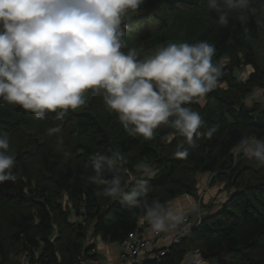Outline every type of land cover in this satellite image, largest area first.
<instances>
[{"label": "trees", "instance_id": "obj_1", "mask_svg": "<svg viewBox=\"0 0 264 264\" xmlns=\"http://www.w3.org/2000/svg\"><path fill=\"white\" fill-rule=\"evenodd\" d=\"M250 7L257 11L246 13L245 27L235 11L227 26L219 25L206 0H145L139 10L123 17V51L134 49L141 59L170 43L206 40L216 48L213 62L223 72L219 85L203 105L188 106L200 113L201 132L213 125L218 131L197 139L198 146L186 159L175 156L180 145L187 147L183 136L167 125L157 128L151 139L129 134L118 114L92 90L85 92V104L63 119H56L55 113L38 119L0 101V132L9 137L18 172L17 180L0 184V264H20L13 257L23 251L32 260L34 250L45 264H76L81 253L96 257L88 254V231L109 243L126 239L138 227L143 210L133 214L122 199L103 196L102 186L91 182L95 172L90 156L113 152L125 158L121 171L126 190L148 180L149 202L158 200L164 206L177 196L196 197L202 173L224 178L229 189L224 205L207 212L162 255L140 264H180L191 250H198L208 264H264V164L235 159L232 153L244 137L264 139V109L245 101L255 88L264 93V0H252ZM245 66L251 72L241 80L234 72ZM56 126L61 132L49 136L48 129ZM141 162L148 165L147 172L138 170ZM73 215L83 216V223L73 221Z\"/></svg>", "mask_w": 264, "mask_h": 264}, {"label": "clouds", "instance_id": "obj_2", "mask_svg": "<svg viewBox=\"0 0 264 264\" xmlns=\"http://www.w3.org/2000/svg\"><path fill=\"white\" fill-rule=\"evenodd\" d=\"M145 0H0V101L18 105L38 119L55 113L63 119L69 110L85 104V92L101 95L118 114L125 131L145 139L161 125L183 136L175 156L186 159L201 136L211 138L213 125L201 132L204 121L193 103L203 105L223 75L213 62L216 48L208 41L170 43L155 54L138 57L127 48L123 17L137 11ZM227 26L238 12L242 27L248 23L252 0H206ZM61 127H51L48 135ZM249 158L264 164V139L244 137L239 142ZM119 152L90 156L95 172L91 182L101 194L122 199L130 212L140 209L154 231H164L176 220L160 201H148L150 186L141 180L126 190ZM138 170L147 172L141 162ZM18 179L16 155L7 133L0 132V184Z\"/></svg>", "mask_w": 264, "mask_h": 264}, {"label": "rangeland", "instance_id": "obj_3", "mask_svg": "<svg viewBox=\"0 0 264 264\" xmlns=\"http://www.w3.org/2000/svg\"><path fill=\"white\" fill-rule=\"evenodd\" d=\"M251 72V67L245 66L242 67L239 70H235L234 74L241 80H245L247 75ZM246 103L250 106L257 105L260 108L264 109V93L262 89L255 88L252 95H249L246 98ZM252 139V138H250ZM234 158L237 159L238 156L245 157L249 160H252V158H249L246 156L243 152V149L238 146L233 150ZM151 174V173H150ZM226 180L224 178H215L214 173H208V175L204 176V173L199 174L197 176V195L196 197H191L188 195H182L177 197H185L191 199L193 203V209L190 211L184 213L183 215L176 217V220L172 222V226H170L173 231L171 232V242L174 238L176 226L175 223L182 221L186 217H194L198 212L203 214V216L209 212L210 210H217L220 208V206L224 205L227 202L229 189L226 190ZM231 193V192H230ZM175 197V198H177ZM191 197V198H190ZM174 198V199H175ZM173 200V199H172ZM67 201L66 197H64L61 202L62 204H65ZM171 202V200L169 201ZM167 202L166 205L169 203ZM165 206V205H164ZM73 221H76L74 218H71ZM182 224V223H181ZM140 225V224H139ZM159 232V231H158ZM160 234V232H159ZM145 236V235H144ZM153 236L152 234L150 235ZM94 238H100L98 236H92L90 231L87 232V237H85V243L88 241L89 243L94 242ZM146 239H149L145 236ZM160 238V237H159ZM157 238V239H159ZM156 241V240H155ZM155 241H153L155 243ZM198 250H191L189 253H195L199 256L198 264H200L202 261L205 262L204 264H208L206 261L202 260L200 255L197 253ZM21 253V252H20ZM20 253L17 255L19 256ZM186 254V255H187ZM185 255V256H186ZM184 256V257H185ZM99 259V258H98ZM182 262V261H181ZM181 264V263H180Z\"/></svg>", "mask_w": 264, "mask_h": 264}, {"label": "built area", "instance_id": "obj_4", "mask_svg": "<svg viewBox=\"0 0 264 264\" xmlns=\"http://www.w3.org/2000/svg\"><path fill=\"white\" fill-rule=\"evenodd\" d=\"M79 211L84 213L85 208L83 205L79 207ZM203 214L197 213L194 217H186L182 221L175 223L176 230L174 238L171 243H177L179 239L183 236H187L191 229L198 226L201 222ZM76 222L83 223V216H74ZM182 223V224H181ZM160 237L158 231L153 233L152 239H146L143 231L139 226L131 232L126 239L121 242H118L120 248V259L125 264H140V255L147 253V258H154L159 255H162L163 249L153 250V241ZM86 246L91 245L88 241L85 243ZM57 255V252H55ZM32 256L28 251H23L20 255H14L13 259L18 260L20 264H45L39 261V251L33 252V259L30 260ZM57 264H63L61 261H57ZM76 264H104L102 260L87 256L85 253H81L77 259Z\"/></svg>", "mask_w": 264, "mask_h": 264}, {"label": "crops", "instance_id": "obj_5", "mask_svg": "<svg viewBox=\"0 0 264 264\" xmlns=\"http://www.w3.org/2000/svg\"><path fill=\"white\" fill-rule=\"evenodd\" d=\"M206 175H208V173H204V176ZM191 199L185 197H177L171 200V202H169L164 207L166 209H169L174 214V216L179 217L193 209V203ZM138 226L143 231L146 237L152 239L153 236L151 237L150 235H153L155 231L149 226L144 215L139 218ZM172 231L173 229L171 227H168L167 230L159 231L160 238L156 239L155 243L153 242V250H160L169 246L171 244ZM91 246L92 249L88 251V254H95L96 258L102 260L104 264H125L120 259V248L117 242L109 243L103 241L101 238H94V242L91 243ZM146 255L147 253L141 254L140 260L147 258ZM200 264H204V262H201Z\"/></svg>", "mask_w": 264, "mask_h": 264}, {"label": "bare ground", "instance_id": "obj_6", "mask_svg": "<svg viewBox=\"0 0 264 264\" xmlns=\"http://www.w3.org/2000/svg\"><path fill=\"white\" fill-rule=\"evenodd\" d=\"M199 256L195 253H189L185 256L182 264H198Z\"/></svg>", "mask_w": 264, "mask_h": 264}, {"label": "water", "instance_id": "obj_7", "mask_svg": "<svg viewBox=\"0 0 264 264\" xmlns=\"http://www.w3.org/2000/svg\"><path fill=\"white\" fill-rule=\"evenodd\" d=\"M239 250H240V249H239ZM197 253L199 254L198 251H197ZM199 255H200V254H199ZM243 255L246 256L247 258H249L247 253H243ZM184 258H185V257H184ZM184 258H183V260H184ZM183 260H182V262H183ZM182 262H181V264H182Z\"/></svg>", "mask_w": 264, "mask_h": 264}]
</instances>
